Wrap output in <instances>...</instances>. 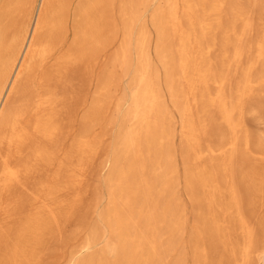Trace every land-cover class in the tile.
<instances>
[{
	"label": "bare ground",
	"instance_id": "obj_1",
	"mask_svg": "<svg viewBox=\"0 0 264 264\" xmlns=\"http://www.w3.org/2000/svg\"><path fill=\"white\" fill-rule=\"evenodd\" d=\"M255 8L264 16V0H0V264H57L49 243L86 221L85 182L112 126L106 205L66 264H264V134L243 120L264 111ZM118 33L65 146L67 73H88ZM121 76L129 93L117 95Z\"/></svg>",
	"mask_w": 264,
	"mask_h": 264
},
{
	"label": "rangeland",
	"instance_id": "obj_2",
	"mask_svg": "<svg viewBox=\"0 0 264 264\" xmlns=\"http://www.w3.org/2000/svg\"><path fill=\"white\" fill-rule=\"evenodd\" d=\"M244 2L248 3V0H243ZM75 6V5H74ZM115 6V5H114ZM111 11V16L114 19L119 21V14H118V7L117 5ZM151 10H147L145 13H142L140 21L135 24V29L137 30L140 23L143 21H148L150 19ZM253 19L255 22L253 36H256L258 33L264 32V16H262L258 8H255L253 11ZM122 39V34L118 33L111 45L103 52L100 53L97 58L92 62L90 65V69L88 73L84 70L83 64H78L72 66L68 71V80L69 83H66L65 86L67 88V106H65L64 110H67V118L73 120V129L71 127L70 135H68L64 145L70 146V142L74 131L78 130V124L80 122V118L84 112V105H82L83 99H87V101L91 102L98 91V83L99 78L102 75L104 68L110 64V60L114 55L115 50L118 48ZM133 43H135V38H133ZM218 51L215 53L217 54ZM214 54V55H215ZM132 62H135V53L132 52L131 55ZM240 68V67H239ZM242 68V66H241ZM129 77L121 76L119 79V87L120 89L115 93L119 95L126 91L129 93ZM236 80H234L235 83ZM259 87L255 88L258 94L260 95L261 99L264 102V88L263 90H259ZM127 107V102H124L121 106L120 112H123ZM108 115L114 114V106L112 105L108 110ZM264 111H250L244 114L243 120L245 122V127L251 134H264ZM101 128H97V131L100 132ZM116 130V126H112L110 128L109 133L104 136L103 138V148L99 152V154L93 159L92 164L90 165V169L87 175V182L85 184L88 185L87 189L89 190L88 193L85 195L86 202H92V209L87 214L86 221L83 223L82 226H79L78 220H75L73 224H69L68 227L65 228L67 232L62 236L60 240H53L49 243V250L46 258L50 260L49 254H54L55 257L57 256L58 259L52 258L51 261L56 260L57 264H66V258L64 256H60L61 252L65 251L66 254L73 247L80 243L82 239L85 238L86 228L90 222H94L97 217L98 213L105 207L106 205V194H105V187L103 185V180L106 176L107 169L103 166V161L106 157L107 149H109L113 145V133ZM75 131V132H76ZM182 138L180 134V127L177 126L176 130V137H175V145L179 147L181 145ZM253 156V155H252ZM258 163H262L258 160V157H252ZM178 162L180 166V170L182 173V158L178 156ZM181 189V196L183 203L187 210V217H188V227H191L194 223V212L193 205L190 198L182 191ZM194 211V212H193ZM260 213L258 216H264V207L259 209ZM81 225V224H80ZM74 234L72 237L70 235ZM187 236V234H186ZM102 241V242H101ZM97 243V245L93 248L94 250H98L103 245V239ZM52 261V262H53ZM255 264H261V260H258L255 256L254 258ZM189 264H191V260L189 259Z\"/></svg>",
	"mask_w": 264,
	"mask_h": 264
}]
</instances>
